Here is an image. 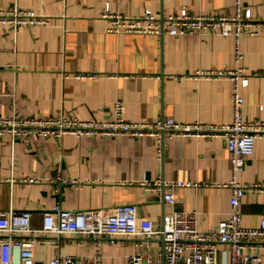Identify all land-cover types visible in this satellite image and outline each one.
<instances>
[{
    "label": "crops",
    "instance_id": "obj_1",
    "mask_svg": "<svg viewBox=\"0 0 264 264\" xmlns=\"http://www.w3.org/2000/svg\"><path fill=\"white\" fill-rule=\"evenodd\" d=\"M254 20L241 39L243 58L234 57L232 36L210 33L174 36L111 31L102 17L106 6L136 16L146 9L160 17L179 13L228 15L234 0H0V9H31L46 24L10 27L0 23V115L108 120L117 99L125 101L129 121L172 117L179 123L226 125L233 119L229 76L201 71L249 73L242 88L246 119L264 120V0H244ZM99 73L98 78L77 74ZM183 180L175 206L144 180ZM230 153L222 137L66 134L21 137L0 135V211H30L33 225L56 204L68 210L111 211L133 204L141 218L158 228L174 209L198 212L199 229H214L230 215ZM244 184L264 185V135L238 173ZM75 181V182H73ZM244 226L264 219V192H247L241 204ZM37 243L33 264H49L57 254L88 257L89 264H127L134 253L154 263L160 237L103 239L63 235ZM98 248L101 249L100 254ZM264 264V240L256 249ZM229 247L218 245V260Z\"/></svg>",
    "mask_w": 264,
    "mask_h": 264
},
{
    "label": "built area",
    "instance_id": "obj_2",
    "mask_svg": "<svg viewBox=\"0 0 264 264\" xmlns=\"http://www.w3.org/2000/svg\"><path fill=\"white\" fill-rule=\"evenodd\" d=\"M102 17L110 22V30L127 34L155 35H194L210 33L234 38V57L240 62L243 58L241 39L253 23V16L245 7L244 0H234V10L228 15H193L182 9L160 17L150 9L136 16L113 12L109 6ZM0 23L19 27L46 24L48 19L31 9H0ZM206 76L230 77L232 87L233 119L221 126L194 123H179L172 117L160 118L154 122L129 121L125 116L123 99H117L113 106V117L108 120L79 119L70 115L49 117L22 116L13 113L0 115V135H8L15 142L21 137L53 136L60 138L66 134L81 137L99 135L132 136L150 135L155 138L169 137H222L230 153L231 179L225 186L231 188L230 215L216 228L206 230L198 227V212L174 209L163 217L162 227L158 228L150 219L141 218L133 204H123L111 211L104 209L68 210L56 204L43 216L42 226L37 228L32 222L30 211H0V264H33L37 243L49 237L78 235L103 239L113 243L116 237H140L147 241L160 237L163 248L154 263L143 253H134L127 264H263L261 255L256 252L260 241L264 240V219L259 226H244L241 204L243 196L249 192H264L262 184H244L238 173L255 152L256 140L264 135V120L246 119L243 114L244 97L242 88L249 84V73L243 67L236 70L219 69L201 71ZM77 78H98L99 73L77 74ZM75 182V181H73ZM148 190L162 193L166 203L176 204L175 189L192 183L183 180H154L141 182ZM229 247V259L218 260V245ZM101 249L98 248L100 254ZM49 264H89L88 257H75L70 254H57ZM99 264V263H97Z\"/></svg>",
    "mask_w": 264,
    "mask_h": 264
}]
</instances>
